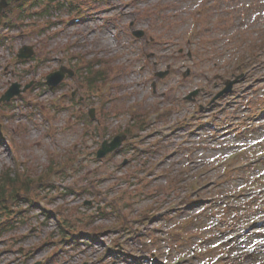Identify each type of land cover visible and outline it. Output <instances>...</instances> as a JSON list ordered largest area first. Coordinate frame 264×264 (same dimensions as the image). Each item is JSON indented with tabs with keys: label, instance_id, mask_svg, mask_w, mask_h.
Listing matches in <instances>:
<instances>
[{
	"label": "rangeland",
	"instance_id": "1",
	"mask_svg": "<svg viewBox=\"0 0 264 264\" xmlns=\"http://www.w3.org/2000/svg\"><path fill=\"white\" fill-rule=\"evenodd\" d=\"M67 1L64 2L66 6ZM72 1L75 6L85 7L84 14L90 12L94 21L69 27L64 21L71 17L73 20L77 14L69 15L65 8H54L49 16H35L25 21L24 25L20 24V28L11 29L8 32L10 43L0 48V99L14 82L22 86L33 83L31 92L13 99L11 108L0 107V174L16 169L21 174L33 171L36 175L50 165L52 158L65 163L71 154L89 155L82 166L86 172L76 173L72 178L58 176L63 193L47 197L34 211L23 217L21 215V218L19 216L20 222H24L21 225L18 222L15 231L3 237L7 240L0 242V264H36L40 259L48 261L47 255L60 248L64 253L48 264H82L86 257L97 258L95 264H103L100 263L103 257L106 264H134L126 255L129 262L121 255H107L106 249L116 247L121 234L127 236L130 230H135L145 212L150 210L148 214L151 215L155 210L170 207V203L185 205L192 202L186 213L178 210L180 213L173 217L151 223L152 231L147 235L155 240L151 246H146L147 237L129 242L137 250L144 249L150 259L151 250L164 253L170 249L169 259L176 262L180 256H190L193 251L208 248L221 240L223 237L219 235V229L225 228L228 234L231 233L229 229L235 226L232 220L235 222L237 218H244L239 221L241 224L264 212V196L256 197L254 192L239 201L244 205L239 216H233V212L229 215L216 203H206L215 194L237 192L239 187L248 185L257 175L246 171L219 180L222 172L219 168L215 169L217 162H214L239 148L260 149L254 146L258 142L256 138L261 135L241 137L237 131L253 120L249 118L250 113L259 112L264 107V0H113L111 5L107 0ZM206 7L213 8L207 9L202 16L206 20L199 24L198 37L188 42L187 37L194 29L192 21L201 22L198 10ZM111 17L114 19L111 20ZM34 22L36 25H52L43 32H35L32 28ZM134 30L144 31V37L136 39L132 34ZM6 33L3 31V34ZM17 34L20 36L14 38ZM151 39L158 43L152 44ZM26 45L35 47L36 57L26 63L15 62L13 59L18 50ZM77 55L112 61L113 74L109 78L113 80L109 92L111 99L107 106L104 105L111 115L104 119V113H100L103 125L108 123L109 126L105 136L94 131L95 124L88 126L78 121L79 115H86L90 108L104 103L100 96L101 88L97 91L95 87L90 95L85 94L86 88L76 77L67 78L65 86L55 91L43 84L47 75L62 65L79 69L75 60ZM241 59H247V66L243 68L247 67L249 74L261 79V82L247 93L251 95L245 96L232 113L226 111L227 117L230 116L223 125H233V128L211 131L193 120L192 127L184 126L168 142H162L159 151L153 148L150 140L149 143L138 144L135 140L138 136H135L130 139L133 143L122 150L124 152L116 153L111 160L103 162L94 159L105 141H112L114 135L122 134L120 132L127 131L135 123L134 111L150 114L159 109L169 110L170 116L162 123L176 128L185 115L193 113L195 106L207 104L222 91L227 80L241 75ZM169 66V76L159 79L157 74L167 71ZM187 72L190 75L185 77ZM195 89L200 90L195 100L185 102V96ZM73 92L77 98L83 97L82 105L70 99ZM60 93H68V98L63 101ZM28 99L37 101V104L29 105ZM58 103H61L60 111L54 110ZM4 104L0 103V106ZM6 111L9 112L3 115ZM98 113L94 121L98 120ZM149 131L141 132L139 136L149 135ZM173 152L176 154L170 160L164 163L159 160L165 158L164 154ZM126 161L131 162L125 166ZM64 163L66 166L67 163ZM102 175H108L109 180L100 182ZM213 180H217L216 187L209 186ZM192 182L205 185L207 189L203 194L194 196L196 192ZM86 185L89 187L87 191L92 189L93 193H75V189ZM67 189H73V193L65 195ZM8 193L16 194L9 190ZM189 194L192 199H189ZM25 197L19 194L14 202L15 209L29 206L23 202ZM62 205L67 213L66 224L72 233L90 229L91 214L98 212L97 209L100 212L103 208H115L118 214L95 218V226L103 227L104 231L100 242L81 240L74 245L67 241L55 244L54 241H59L62 234L58 219L52 217L46 220L39 211L50 212ZM220 217L228 220L227 223L220 225L217 220ZM65 218L61 216V219ZM120 221L123 225H118ZM26 233L30 235L24 238ZM253 233L247 240H242L247 243H239L238 249L249 243L264 242V229ZM44 242H47V247L40 248ZM108 243L111 245L107 246ZM127 246L125 251L130 250ZM119 257L122 259L119 260ZM262 261L264 248H260L258 255L251 260L237 264H261ZM143 264L151 263L147 261Z\"/></svg>",
	"mask_w": 264,
	"mask_h": 264
},
{
	"label": "water",
	"instance_id": "2",
	"mask_svg": "<svg viewBox=\"0 0 264 264\" xmlns=\"http://www.w3.org/2000/svg\"><path fill=\"white\" fill-rule=\"evenodd\" d=\"M7 6V2L5 0H3L2 2H0V13L2 11L3 8H5ZM142 34H138V36H141ZM32 56V51H25L23 50L20 54V58L22 59H26ZM65 72L66 69L61 70L58 73L52 74L48 77V81L51 85H58L62 82V80L65 77ZM69 72L71 75H73V73L71 71H67ZM18 94V86H16V90H11L5 97L4 100H10L14 95ZM121 145V138H117L114 140V142L110 145H105L103 147V149L100 151V156H104L105 154H107L108 152L113 151L114 149H116L117 147H119Z\"/></svg>",
	"mask_w": 264,
	"mask_h": 264
},
{
	"label": "trees",
	"instance_id": "3",
	"mask_svg": "<svg viewBox=\"0 0 264 264\" xmlns=\"http://www.w3.org/2000/svg\"><path fill=\"white\" fill-rule=\"evenodd\" d=\"M99 79V76L97 75L96 77H92L89 80V83H94ZM33 181H28L25 185L20 183L19 178L18 179H14L13 177H11L10 173H5L2 177H0V203L6 200V193H7V189L8 187H17V185H21V189H25L26 191L29 190L28 185L30 183H32ZM2 203V204H3ZM12 225H9V228Z\"/></svg>",
	"mask_w": 264,
	"mask_h": 264
}]
</instances>
